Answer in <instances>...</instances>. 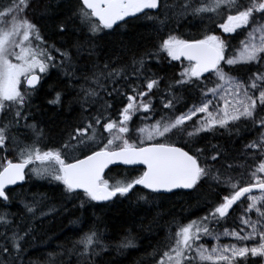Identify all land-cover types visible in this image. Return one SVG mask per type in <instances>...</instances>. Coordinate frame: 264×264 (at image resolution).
<instances>
[{"label":"snow or ice","instance_id":"snow-or-ice-1","mask_svg":"<svg viewBox=\"0 0 264 264\" xmlns=\"http://www.w3.org/2000/svg\"><path fill=\"white\" fill-rule=\"evenodd\" d=\"M37 2L0 0V264H23L31 237V224L21 231L8 210L26 169L94 216L117 202L152 205L205 185L226 190L207 214L170 222L157 264H264V0H56L58 7L49 0L44 12H60L59 46L28 18ZM217 16L224 34L246 30L238 53L226 55V39L211 31L197 38L178 34L189 18ZM144 19L157 34L168 29L154 49L123 39V29ZM241 65L252 67L238 77ZM53 70L58 80L49 87ZM184 93L195 95L181 108ZM44 116L65 118L67 138L58 148L44 144ZM204 133L233 139L228 146L202 144ZM9 150L15 159L7 158ZM112 165L143 167L110 180L105 173ZM22 203L32 221L48 214L37 211L35 199ZM227 220L235 227L217 232ZM85 226L73 250L83 264H97L94 258L110 250L104 224L96 216ZM204 236L238 243L209 250L199 243ZM132 247L129 232L115 249Z\"/></svg>","mask_w":264,"mask_h":264},{"label":"trees","instance_id":"trees-1","mask_svg":"<svg viewBox=\"0 0 264 264\" xmlns=\"http://www.w3.org/2000/svg\"><path fill=\"white\" fill-rule=\"evenodd\" d=\"M48 3L49 0H38L37 6L29 11L28 18L34 20L41 27L42 32L52 37L53 41L59 46L62 39L56 36L54 24L60 12L45 13L44 7ZM51 4L58 7L56 0H51ZM219 22H221L219 16L215 17L212 22L189 18L181 24L178 34L182 38H197L202 36L205 31H211L226 39L228 44L226 55L238 53L241 41L246 38V30L242 29L235 35L224 34L216 26ZM122 31L125 33L123 39H136L144 47L154 49L155 45L159 43V37L166 35L168 29H163L157 34L152 27V21L144 19L134 21V27ZM69 40H71V37L63 38V42ZM173 63L178 65L179 62ZM239 67L243 68L244 71L235 73V75L243 77L247 74V69L252 66L241 65ZM153 71H159V66H154ZM178 71V66L175 69H169L167 72L168 78L173 77ZM57 80L56 70H53L47 81L48 86L57 84ZM183 95L184 102L179 106L181 108L185 104H191L195 94L184 93ZM163 112L167 113V110H163ZM160 114V112H157L153 116V120L159 119ZM43 121L48 132L44 144L48 147H60L62 140L67 138L64 134L66 128L65 118L60 117L57 119L53 116L52 119H49L44 116ZM133 123L139 125L141 122L137 117H134ZM202 135L207 137L202 141V144L217 143L228 146V142L233 139V137L227 135L217 134L213 136L211 133ZM19 139L24 143L30 142L24 136ZM175 142L179 146V142ZM235 143L239 145L240 141L236 140ZM4 155V151L0 150V157ZM77 155H82V153L78 152ZM15 156L16 152L14 150L8 151V159H15ZM139 169L141 168H113L106 173V177L110 180L123 179L138 175ZM223 191L226 190L205 185L199 192L193 191L170 198H162L152 205H145L143 202L137 205L133 201L130 206L127 202H117L105 208L103 213L96 212L94 216L92 212L85 213L79 209L78 202L64 200L57 185L49 183L47 180L32 178L27 169L26 181L22 186L15 188L14 202L8 210L12 215L13 225L18 226L21 231L27 228L29 224L32 227L31 237L25 238L27 246L23 264H83V258L73 250V246L82 238L83 233L81 230L87 232L85 224H94L96 216H99L103 221L104 243L109 245L110 248L108 252L94 258L97 264H157L162 252L166 250L162 245L169 239L170 222L176 220L181 224H186L190 220L198 219L207 214L211 203H215L218 195L222 194ZM17 197L18 199H16ZM34 199L39 202L37 211L44 210L48 214L32 221L29 215L25 213L22 201L26 200L31 203ZM78 218L81 222H77ZM149 224L152 225L151 231L147 230ZM225 226L231 230L235 227V224L232 220H227L225 223L216 226V231H223ZM129 232L133 237L135 247L116 250L115 246L124 238V234Z\"/></svg>","mask_w":264,"mask_h":264},{"label":"rangeland","instance_id":"rangeland-1","mask_svg":"<svg viewBox=\"0 0 264 264\" xmlns=\"http://www.w3.org/2000/svg\"><path fill=\"white\" fill-rule=\"evenodd\" d=\"M240 30H242V29H240ZM240 30H238V31H240ZM31 176H32V178L34 177L36 179H39L32 174H31ZM254 195H258V194H254ZM252 216H253V219H255L254 213L252 214ZM220 232H222V231H220ZM199 243L203 244L205 247H207L209 250H211L213 247L217 246V243L223 245V244L238 243V242L234 241L231 237L221 236L219 242H217L216 240L212 239L209 236H204L203 239H201L199 241ZM249 243H252V242H249ZM193 264H200V262L194 261Z\"/></svg>","mask_w":264,"mask_h":264},{"label":"water","instance_id":"water-1","mask_svg":"<svg viewBox=\"0 0 264 264\" xmlns=\"http://www.w3.org/2000/svg\"><path fill=\"white\" fill-rule=\"evenodd\" d=\"M119 167H123V168H142L143 166H140V165H135V166H129V165H112L110 166V168L108 170H106V173L110 170V169H113V168H119ZM25 173L27 174V169L25 170ZM105 173V175H106ZM25 181H26V177H25ZM25 181L22 183V184H18L16 186H14V189L17 188V187H20L22 186ZM253 194H259L258 191L257 192H254Z\"/></svg>","mask_w":264,"mask_h":264}]
</instances>
